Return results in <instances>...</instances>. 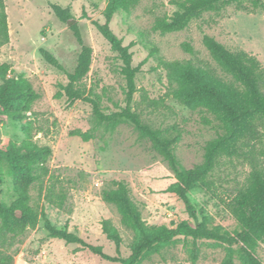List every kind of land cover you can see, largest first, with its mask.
Here are the masks:
<instances>
[{"label":"rangeland","instance_id":"rangeland-1","mask_svg":"<svg viewBox=\"0 0 264 264\" xmlns=\"http://www.w3.org/2000/svg\"><path fill=\"white\" fill-rule=\"evenodd\" d=\"M171 1L143 0L129 12H118L110 29L124 46L132 45V65L140 67L133 111L163 138L176 140L172 150L181 166L190 170L203 163L205 146L217 137L218 129L215 117L204 108L186 106L176 99L179 76L191 68L219 83L234 81L204 47V35L215 38L230 52L255 57L264 66V0L257 9L251 0L232 1L193 20L181 32L155 31L158 18L172 17L177 11ZM50 4L68 9L74 23L61 22ZM106 6L107 0H0V12L6 13L9 28L8 42L0 47V66L10 65L8 77H24L40 95L22 121L0 114V151L24 144L51 148L47 165L53 179L43 178V192L40 182L32 186L31 204L43 210L54 227L75 233L86 245L100 247L109 256H117V249L103 233V221L119 232L122 258L131 255L138 238L123 224L117 208L103 201L102 192L113 189V181L126 183L148 227L173 228L187 221L193 226L205 222L209 229L220 232L237 231L238 224L226 205L235 189L248 185L254 169L264 172L263 129L261 140L245 146L239 157L219 160L209 175V190L196 188L189 193L194 220L172 192L176 182L172 168L148 137H142L127 122H98L89 103H72L62 90L81 51L71 29L76 26L84 44L93 49L90 71L76 88L88 97L99 96L105 114L126 107L122 62L95 26L105 23ZM184 44L190 46V52L184 50ZM41 50L56 58L64 70L50 65ZM151 101L161 104L155 108ZM77 132L91 133L93 139L84 142L74 136ZM48 187L65 196L61 208L46 199ZM15 198L9 163L0 157V204L10 205ZM3 245L0 242V249L8 251L14 264H117L93 255L82 245L50 237L42 220L35 230L8 235ZM197 245L195 263L192 240L181 237L141 264H223L226 246L203 240ZM234 251L235 264H242L238 248ZM257 254L264 264V241L259 243Z\"/></svg>","mask_w":264,"mask_h":264},{"label":"trees","instance_id":"trees-1","mask_svg":"<svg viewBox=\"0 0 264 264\" xmlns=\"http://www.w3.org/2000/svg\"><path fill=\"white\" fill-rule=\"evenodd\" d=\"M143 0H107L105 23H95L101 36L110 44L112 51L118 54L122 62L121 74L126 80V107L115 114H105L100 106L99 96L94 98L85 95L77 89L79 84L89 73L93 49L84 44L76 26H72L76 39L81 46L76 66L71 73H67L68 84L62 87L70 102L84 101L92 106V112L100 123L114 125L127 122L134 126L142 137H148L164 155L175 175L174 195L184 205L188 215L196 218L195 208L189 199V193L201 188L209 190V175L217 166L221 158H235L242 154L245 146L257 143L262 138L264 130V66L253 56L245 53H233L227 50L215 38L204 35L203 45L216 64L233 78L232 83H219L208 76L186 68L180 74V89L175 93L176 99L186 106L201 107L215 117L218 135L205 146L204 161L193 169L186 170L179 163L172 150L176 140H169L161 136L160 131L145 125L140 116L133 111L132 101L137 92L135 78L140 67H133L131 46H124L110 29V22L118 12H129ZM232 1L238 0H172L170 4L177 8L172 17L158 18L154 30L163 34L184 31L189 24L203 14L220 10ZM255 9L261 7L260 0H251ZM56 17L63 23L70 19L68 9L50 4ZM9 28L7 15L0 12V47L8 42ZM184 50L191 51L189 45H183ZM45 60L59 70H64L59 61L50 53L41 50ZM170 65V64H165ZM10 65L0 66V114L22 121L30 112L33 104L40 98L29 81L22 76L8 77ZM161 103L151 101L150 105L157 108ZM206 125L211 121L204 119ZM84 142L93 139L91 133H73ZM52 156L49 147H39L24 144L21 147L10 146L5 152L0 151V157L9 163L10 174L13 178V192L15 200L10 204H0V242L8 235L18 236L28 230H35L42 220L49 236L64 241L66 244H78L87 248L93 255L105 261L117 264H141L153 255L159 254L165 246L176 242L178 238L190 239L193 242L191 250L195 263L199 255L197 242L212 241L227 248V256L223 264H235V248H238L242 264H263L257 254V247L264 241V172L254 169L247 186L234 190L227 210L233 216L239 229L234 232H220L211 230L205 222L191 225L181 221L173 228L148 227L141 212L131 197L130 189L123 181H113V189L104 190L102 198L105 203L117 208L122 216L123 224L133 230L138 238L132 247L131 255L127 258L120 256L122 239L119 232L109 221L102 222L103 233L112 241L117 249V256H109L100 247L86 245L75 233L54 227L45 212L31 204L30 191L36 182L41 183L43 192V178L50 175L48 161ZM53 198H57L55 201ZM46 199L61 208L65 196L56 195L53 188H47ZM0 264H14L13 257L8 251L0 249Z\"/></svg>","mask_w":264,"mask_h":264},{"label":"water","instance_id":"water-1","mask_svg":"<svg viewBox=\"0 0 264 264\" xmlns=\"http://www.w3.org/2000/svg\"><path fill=\"white\" fill-rule=\"evenodd\" d=\"M73 23H74V20H71V19H70V20L67 22V25L71 26Z\"/></svg>","mask_w":264,"mask_h":264}]
</instances>
